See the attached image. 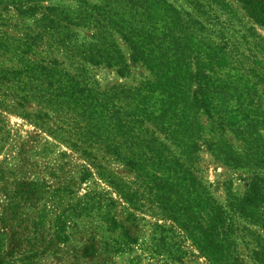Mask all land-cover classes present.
Returning <instances> with one entry per match:
<instances>
[{"label": "trees", "instance_id": "obj_1", "mask_svg": "<svg viewBox=\"0 0 264 264\" xmlns=\"http://www.w3.org/2000/svg\"><path fill=\"white\" fill-rule=\"evenodd\" d=\"M44 1L0 0V128H5L3 114L29 118L22 110L35 103L39 110L30 116L32 125L85 158L88 167H82L79 182L91 176L90 168L103 180L108 192L103 198L81 197L70 208V221L91 209L100 211L103 199L106 228L119 229L120 246H127L136 241L130 228L137 220V189L163 190L166 199L155 197L152 211L180 231L207 264H245L246 250L252 264H264V244L255 234L264 233V39L255 32V27L264 31V0H231L248 20L227 12L240 26L239 36L227 35L231 19L220 22L215 16L226 10L223 0H185L193 12L163 0H125L131 5L120 12L81 1L73 9ZM210 14L215 38L197 50ZM77 28L91 29L86 41H76ZM57 56L74 67H63ZM86 65L113 70L121 79L139 66L151 80L100 90L87 77ZM227 134L240 147L233 148ZM202 148L217 162L244 168L245 191L236 197L226 187L224 202L218 203L200 186L192 205L185 200L176 209L169 196L176 198V181L186 178L187 167L174 168L195 161ZM98 151L135 172L136 187L107 172ZM112 195L123 203V223L111 214ZM62 222L55 223L53 242L65 240ZM37 244L9 245L0 231V254L8 264H33L56 250ZM167 246L151 251L179 260L180 246Z\"/></svg>", "mask_w": 264, "mask_h": 264}, {"label": "rangeland", "instance_id": "obj_2", "mask_svg": "<svg viewBox=\"0 0 264 264\" xmlns=\"http://www.w3.org/2000/svg\"><path fill=\"white\" fill-rule=\"evenodd\" d=\"M77 1L88 5H108L118 12L121 8L127 10L131 5L126 4L125 0H46L42 5L73 9L77 6ZM163 1L176 9L182 8L193 12L185 0ZM223 2L228 4L226 10L215 14L220 22L231 19V16L227 15L228 11L236 19L248 21L237 3L231 0H223ZM212 15L206 18L205 26L209 29L198 35L200 39H196L197 50H203L204 46H208L215 38L213 21H210L214 17V14ZM24 22L26 24L29 21L24 20ZM227 24L231 27L229 30L228 26L227 35L232 31L234 36H239L238 23L232 18ZM91 32L90 28H77L76 41H86ZM255 32L264 39L262 29L255 27ZM236 40L239 41L240 38ZM57 58L62 61L63 67L69 70L74 67L68 60L59 56ZM84 70L89 80L94 81L95 86L100 90L108 89L113 85L131 88L141 81L151 80L149 73L139 66L130 68V74L122 79L116 76L113 70L101 66L86 65ZM38 110L39 107L35 103H30L22 110L29 115V118H24V115L3 114L5 128L3 130L0 128V231L6 234L9 245L31 246L30 244L38 243L37 245L43 247L56 248L55 252H45L44 255L35 258L33 264H161L168 257L166 252L162 251L156 255L151 251L153 246L161 245H168L167 248L180 246L183 251V254L179 255V260H171L168 257L167 264H207L180 231L170 228L169 221H163L152 211L154 206L152 201L155 197L161 202L166 199L163 190L142 192L141 188L137 189L139 201L134 206L137 220L130 228L131 236L136 239L133 244L121 247L123 240L119 235L120 230L111 231L106 228L107 224L101 218L106 204L103 199L99 203L100 211L91 209L70 221V208L81 197L86 194H97L98 197L103 198V193L108 192L109 189L92 168H90L91 176L84 182H79L82 167H88L85 158L71 151L63 141L53 139L45 130L32 125L30 116ZM195 119L205 125L202 116L197 114ZM159 137L163 136L159 135ZM225 139L233 148L240 147V143L232 134H227ZM97 154L100 165L116 180H120L132 189L136 187L135 183L138 180L135 172L102 155L100 151ZM197 155L195 161L189 159L181 168H174L179 171L187 167L186 172H182L186 173L184 175L186 178L176 181L180 187L176 198L173 195L169 196L170 199H175L178 205L176 209L181 208L180 204L185 200L192 205L200 186L205 188V194L207 193L218 203L224 202L226 187H229V191L234 196H242L245 191L244 168H232L217 162L204 148ZM111 198L115 201L111 214L115 215L118 223H123L125 218L123 203L114 195ZM94 201L97 202L96 199ZM56 222L64 224L65 240L59 243L52 240ZM253 230L257 229L253 228ZM255 234L259 235L262 240L260 243L264 244V233L257 230ZM5 247L4 241L1 251L5 250ZM243 254L244 263L252 264L247 258V250ZM0 255L3 258L0 264H8L6 257Z\"/></svg>", "mask_w": 264, "mask_h": 264}]
</instances>
